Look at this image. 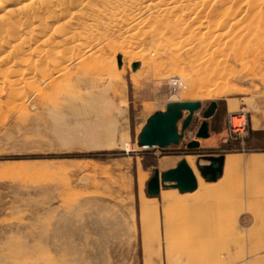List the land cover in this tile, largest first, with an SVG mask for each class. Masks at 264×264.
Listing matches in <instances>:
<instances>
[{
  "label": "rangeland",
  "instance_id": "obj_1",
  "mask_svg": "<svg viewBox=\"0 0 264 264\" xmlns=\"http://www.w3.org/2000/svg\"><path fill=\"white\" fill-rule=\"evenodd\" d=\"M30 1L16 0L1 10L0 30L11 12L17 16L34 8ZM212 1L206 0L208 6ZM141 3L90 0L91 6H81L79 14L71 16L65 10L72 25L60 32L79 40L52 49L69 70L64 80L57 77L61 81L58 87H48L39 72L28 76L36 90L39 87L45 92L43 99L40 91L24 84L19 85L25 87H20V96L12 98L0 77V264L14 261L10 251L26 249L33 250L27 260L35 264H61L65 251L74 264L72 254L79 249L82 264H168L169 255L176 258L173 264H182V255L199 258L200 263L195 264H250L258 255L264 240L249 236L245 223L240 222L245 209L238 205L243 197L240 188L252 181L243 163L227 165L219 184H209L201 177L192 196L162 188L161 196L151 198L148 183L155 171L163 174L190 157L197 169L200 156L226 155L243 162L264 153V57L257 65L249 62L246 68L234 64L214 51L216 46L211 45L206 31L199 34L190 22L192 17L184 13L172 14L170 20L178 17L185 24L175 31L162 29L165 37L151 34L153 27L147 21L156 14L154 10L131 15L144 23L141 30L128 26V9ZM119 18L128 24L112 27ZM210 18L208 9L199 15L200 21L212 22ZM59 23L52 19L50 25ZM188 46L194 51L192 58L183 54ZM30 50H25L26 55L41 65L38 57L28 55ZM87 50L98 54L84 57ZM177 52L181 61L175 58ZM7 54L9 51H0V59ZM83 58L87 60L81 72L78 63ZM135 63H141L139 72L132 70ZM7 67L0 66V73L5 74ZM177 80L183 86L173 93L170 85ZM48 98L58 104L51 102L49 107L45 104ZM174 102L202 103L203 109L196 114L201 118L212 103H218L215 121L223 135L214 148L190 151L187 146L197 140L199 130L194 128L196 134L190 136L188 131L179 146L149 150L138 146L148 120ZM232 117H236L234 126L245 122L244 128H234ZM112 118L119 122L116 133L100 127V121ZM236 120H240L237 125ZM109 139L115 146L104 147ZM124 142L131 144L130 151ZM224 200L230 207L223 208ZM168 216L173 232L167 238Z\"/></svg>",
  "mask_w": 264,
  "mask_h": 264
},
{
  "label": "bare ground",
  "instance_id": "obj_2",
  "mask_svg": "<svg viewBox=\"0 0 264 264\" xmlns=\"http://www.w3.org/2000/svg\"><path fill=\"white\" fill-rule=\"evenodd\" d=\"M15 1L16 0H0V11L7 10L9 6ZM35 1H39L37 5L34 3ZM30 3H32V6L34 4L35 7L27 11H24L26 10L24 9L23 12L21 11V14H16L17 16H14L15 13L11 12L13 15L8 17L9 19L2 23V30H0V51H9V54H7V56L0 59V66H8L6 69V73H0V77L2 78L1 80H3V84H8V87L11 90L10 95L12 98L14 97V99L17 95L20 94V87L22 86H19L20 84H24L26 86L32 85V87L35 85V82L29 80L28 77L35 72H39V74H41V76L45 78L47 86L50 88L53 87L51 89H54L60 85L61 81L57 80V77H59L61 80H64V78L69 74V70L62 66L65 61L64 63H61V60L58 58L60 56H58L57 52L52 49H54V46H59V44L72 45L71 43L73 42H75V44L78 43L76 42L77 37L73 34H71L73 36L67 35V33L66 35H64L60 32L63 28L70 27L72 25V18L69 15L65 17L63 12L65 10L67 12H72L71 16H73L80 13L79 8H81V6H91L90 0H48L46 2H44V0H31ZM208 5L209 3H207L206 0H142V3L140 5L128 9V16L130 17L128 21L130 24L128 26H138L137 28L140 29V26L144 25V23L133 20L134 16L145 13L148 10H154L156 11V14L150 16L149 20L147 19L148 21L146 20L150 24L148 26L153 27V32L151 34L155 37H165L166 33L164 34L162 29H165L167 31H175L176 27H180L185 24L183 23L184 20L178 17L176 18V16V19L174 21L170 20L172 14L184 13L187 16L192 17L190 18V22L195 24V30H198L199 34L200 31H206L208 37L211 38V45L216 46V50L214 51H217L220 56H226L229 60H232L234 64H239L245 68L249 62H252L253 64L257 65L259 59L261 57H264V0H213L211 4L212 6ZM207 9L211 12L210 19L213 20L212 22L199 20V15ZM131 15L134 16L131 17ZM18 16H22V18H17ZM2 18L4 17H1L0 20H3ZM52 19H57V21L60 23L57 26H51L50 23ZM128 22L126 23L125 21H123V19L119 18L115 21V24L111 26L114 28H120L122 24H125L126 26ZM145 25L148 28L147 23ZM143 27L146 28L145 26ZM155 27H158L160 29L155 30ZM48 31H51L49 32L51 34L46 35ZM146 32L142 33L147 34ZM194 33V31L189 32L190 36H193ZM41 37H43L41 40L35 41L37 38L39 39ZM131 38L133 39L134 37ZM77 39L79 40V38ZM30 46H33L34 49L30 50ZM219 46L223 47L222 51L217 48ZM28 47L31 51V54L29 53L28 55L38 57L37 61L41 63V65L38 66L37 62L34 63L33 60L26 55L28 51L25 50ZM193 52L194 51L192 47L188 46L184 48L183 54L187 56L186 58H192L191 53ZM97 54V51L87 50L86 54H84V57L87 55L90 57H96ZM177 54L178 52L175 54V58L178 61H181L182 59L179 60V58L181 57V53L178 55ZM62 56L63 55H61V57ZM78 57L80 58V56ZM56 58H58L59 60H57ZM61 59H64V56ZM85 60L83 58L78 63L80 65L78 71L80 69V71L82 72L83 67H85L83 66L85 65L83 64ZM30 62H33V64H30ZM203 63L204 62H201L199 65H202ZM26 64H28V67L26 68V70H24L25 67L23 66H26ZM50 66H52V68ZM227 66L225 67L227 68ZM18 67H23L22 70L24 71H20ZM95 67L97 66L95 65ZM94 69L95 68H93V71L96 72V69ZM247 69L249 70V68ZM242 71L243 70H241V72ZM83 74L86 75L87 73L84 72ZM90 75H92L93 79L97 78L94 73ZM55 76L56 78H54ZM186 79L188 80V77H186ZM24 85L22 87H24ZM1 88L0 90H2ZM32 89H35V87H33ZM37 90L40 91V97L43 99L45 92L39 87ZM37 90L35 89L34 92ZM51 102L54 104H58L51 98L46 99V103H44L48 104L49 106V103ZM51 111H54V109ZM243 111H245V109ZM118 113L119 118L123 119L124 112L120 110ZM239 122L240 120H236L235 125H237ZM118 125L119 122L117 118L109 119L108 122L100 121V127L107 129V131L115 130V133L117 132L116 129L118 128ZM114 144H116L114 143V140L109 139L106 144H104V147H113L115 146ZM123 146L128 151L131 150V144L129 142H124ZM186 161L193 169L198 179V185L200 186V184L202 183V178L197 169L193 166V164L195 163V159L193 157H190ZM258 162L259 161L257 159L253 158L242 162L240 158L230 157L226 160V166L228 165L234 167L243 163V165L246 167L254 168L259 165ZM163 200L166 201V196L163 197ZM166 222V235L168 238L171 232H173L171 217L168 216ZM252 237L264 240V237L260 235V233L254 232L252 233ZM10 252H12L11 256L14 257V261L10 259L11 264H13V262L15 264H35L34 262H28L27 260V258L33 253V250L31 249H26L22 251L14 250ZM72 255L75 259L74 264H79L82 261V253L80 249ZM68 256L69 259L72 260L69 254ZM8 259L9 257L5 258V263L8 262ZM175 259L176 258H172V256L169 255L167 257L168 264H173ZM198 259L199 258L193 259L188 256L187 258H185L184 255L180 257V261L182 264H195L196 262L200 263V260ZM67 264L70 263L67 262Z\"/></svg>",
  "mask_w": 264,
  "mask_h": 264
},
{
  "label": "water",
  "instance_id": "obj_3",
  "mask_svg": "<svg viewBox=\"0 0 264 264\" xmlns=\"http://www.w3.org/2000/svg\"><path fill=\"white\" fill-rule=\"evenodd\" d=\"M119 66L122 67V56L118 57ZM141 67L140 63L132 66L133 72ZM218 103H212L203 113L204 122L197 131V140L188 144L190 151L201 148V141L208 140L211 136L208 121L218 111ZM203 109L200 102H176L170 103L165 112H158L153 115L142 129L138 137V146L143 150L167 149L172 146H179L185 138V134L191 129L195 116ZM187 114V117H185ZM180 123L182 128L180 129ZM225 156H200L197 162V170L207 183L218 182L224 174ZM202 161L208 163L202 165ZM198 179L186 160H182L172 170L161 174L158 170L148 183V195L157 198L162 188H172L181 194H190L198 190Z\"/></svg>",
  "mask_w": 264,
  "mask_h": 264
},
{
  "label": "crops",
  "instance_id": "obj_4",
  "mask_svg": "<svg viewBox=\"0 0 264 264\" xmlns=\"http://www.w3.org/2000/svg\"><path fill=\"white\" fill-rule=\"evenodd\" d=\"M185 117H187V114H185ZM216 118H217V113L211 120L208 121L210 126L211 136L208 140L201 141L200 149L207 150L214 148L216 141L223 135V131H220L219 128H217L215 121ZM203 122H204V118H201L198 115H196L191 129L194 128L198 130ZM262 130L263 129L255 130V132H259ZM210 156H217V155H210ZM224 156L227 160V156L226 155ZM252 158L257 159L259 161L258 162L259 165L254 168H249L244 166L247 169V171H249L252 174V181L249 183H245L244 187L240 188V195L241 197L242 196L243 197L240 198L238 205L245 207L244 212L240 216V222L245 223V227L248 231L249 236L250 234L255 232V233H260V235L264 237V153H257ZM226 160H225V168H226ZM207 164L208 163L206 162H202V165H207ZM175 167L171 168L170 170L174 169ZM225 168H224V172H225ZM209 184H219V181L216 183H209ZM223 186H226V183H223ZM172 190L173 192L176 191V189H172ZM196 192L190 194H183V196H189V195L192 196ZM224 199L226 198L224 197ZM221 205H223L224 209L230 207V203L227 200H224V202ZM263 249H264V243L261 247L257 248L256 252L258 253V255L250 264H264ZM68 254L69 253H67L66 251L62 254L61 264H67V262L71 264V260L69 259ZM82 263H83V257H82V261L79 264Z\"/></svg>",
  "mask_w": 264,
  "mask_h": 264
},
{
  "label": "built area",
  "instance_id": "obj_5",
  "mask_svg": "<svg viewBox=\"0 0 264 264\" xmlns=\"http://www.w3.org/2000/svg\"><path fill=\"white\" fill-rule=\"evenodd\" d=\"M182 86H183V84L180 81L177 80V81L171 82L170 89H171V91L173 93H176V92L180 91V89L182 88ZM233 118H236V117H232V126L234 128H238L239 126H241V128H244L245 122H244L243 125H239L238 127L234 126V124H233ZM240 118H242V117H239L238 119H240ZM243 118H245V117L243 116ZM195 134H196L195 131H193L192 129L189 130V135L190 136H194ZM185 137H186V135H185ZM184 140H185V138H184Z\"/></svg>",
  "mask_w": 264,
  "mask_h": 264
}]
</instances>
